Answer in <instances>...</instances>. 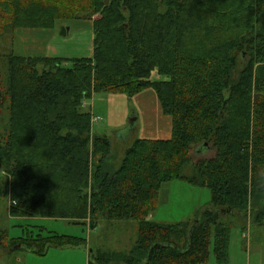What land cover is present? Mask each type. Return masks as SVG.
<instances>
[{
    "label": "trees",
    "instance_id": "trees-1",
    "mask_svg": "<svg viewBox=\"0 0 264 264\" xmlns=\"http://www.w3.org/2000/svg\"><path fill=\"white\" fill-rule=\"evenodd\" d=\"M75 19L93 22L91 57L0 52V112L9 111L0 198L15 217L93 229L100 219L137 221L128 251L89 249L88 264H208L212 250L226 263L233 226L264 224V0H0V33ZM149 88L172 137L120 142L113 163L112 141L94 133L84 101ZM176 179L210 189L211 203L186 222L151 220L162 186ZM44 232L13 243L40 256L88 245Z\"/></svg>",
    "mask_w": 264,
    "mask_h": 264
},
{
    "label": "rangeland",
    "instance_id": "rangeland-1",
    "mask_svg": "<svg viewBox=\"0 0 264 264\" xmlns=\"http://www.w3.org/2000/svg\"><path fill=\"white\" fill-rule=\"evenodd\" d=\"M16 29L13 32L0 33V52L5 53L14 49L18 54H24V42ZM33 32L29 44L28 54L50 55L55 54L67 58H86L92 55L93 26L88 19H75L67 22L59 21L54 28H37ZM66 33L63 34V31ZM34 37L36 38L35 40ZM14 44V45H13ZM13 45V46H12ZM57 51H54V50ZM33 52V53H32ZM7 61L0 57V80L7 82ZM153 78H157L153 74ZM92 104H94L92 106ZM87 110L93 107V112L99 114L98 131L108 135L112 141V162L118 161L122 155V140L136 137L146 139H167L171 136V118L163 114L160 120V103L154 89H146L131 97L124 93L100 92L92 99L84 101ZM92 110V109H91ZM93 116H98L94 115ZM9 124L7 104L0 112V135L5 134ZM199 151L209 153V149L200 148ZM203 153H199L202 155ZM212 200L210 189L192 186L183 180H172L165 183L159 195L156 209L150 219L161 223H178L191 220L194 215L207 207ZM0 198L1 202H5ZM2 215L0 214V218ZM6 219V218H5ZM7 239L4 247H14L15 239L25 236L28 231L45 229L44 234L56 232L88 239V249L105 251H128L136 241L138 223L136 220H105L100 219L93 229L89 225L74 224L66 219L46 218L41 216L16 217L9 221ZM61 249V248H60ZM45 255H37L26 248H15L10 252L0 251V261L9 264H78L72 254L54 252L49 249ZM48 250V251H49ZM208 264H264V224L252 225L243 229L233 226L230 241L229 258L226 263H220L211 252Z\"/></svg>",
    "mask_w": 264,
    "mask_h": 264
},
{
    "label": "crops",
    "instance_id": "crops-1",
    "mask_svg": "<svg viewBox=\"0 0 264 264\" xmlns=\"http://www.w3.org/2000/svg\"><path fill=\"white\" fill-rule=\"evenodd\" d=\"M92 26H93V22H92ZM22 29H23V31H18L19 32L18 34L19 35L21 34L20 36H21V39L24 42V46H25L24 49H23V51H24V54L23 55L39 56V57H49V56L50 57H63V56H58V55H55V54H53V55L50 54V55H45V56L39 55V54H37V55H35V54H28L27 52L30 51V50L28 49L29 44L27 43L26 39L27 40H31L32 39V34H34L33 32H36V31H39V30L38 29H30V28H22ZM35 39L36 38L34 37L33 40H35ZM93 39H94V32H93ZM93 47H94V45H93ZM54 51H57V50L55 49ZM92 52H93V50H92ZM92 55H93V53H92ZM91 56H89V57H91ZM63 58H67V57H63ZM156 96H157V94H156ZM157 98H158V96H157ZM159 103H160V101H159ZM93 105L94 104H92V106ZM160 106H161V104H160ZM91 109H90V111H91L92 114L100 116L99 114H95L93 112V107H91ZM163 114H164V112L162 110V107H160V115H159L160 116L159 117L160 120H163V118H164L163 117ZM165 120H169V119H165ZM165 120H163V121H165ZM169 121H170V125H171L170 131L172 133V118ZM97 126H98V123L97 122L93 123V131H94V133H101V132L98 131ZM128 137L129 138H127L125 140H122L123 144H125V143H127L129 141L130 135ZM171 137H172V134H171L170 138ZM142 139H146V138H142ZM167 139H169V138H167ZM3 199L5 200V198H3ZM0 214L2 215V217L0 218V229L6 230V228L8 226H4V225L9 224V221H12L13 222V220H15V218H16L9 211V201L7 199L3 203L1 202ZM19 245L20 244L14 246V247H12V246L11 247H4L3 246V247L0 248V251H2V252H10V251H12L15 248L16 249L17 248L20 249L21 248V245L20 246ZM89 249H88V247H74V248H61V249L60 248H52V250H54V252L55 251L56 252H65V253H68V254H72L73 257H76L75 259L78 261V264H88V261H89V258H90V250ZM48 252H50V250ZM0 264H9V263H6L4 261H0ZM68 264H73V263H70L69 262Z\"/></svg>",
    "mask_w": 264,
    "mask_h": 264
},
{
    "label": "built area",
    "instance_id": "built-area-1",
    "mask_svg": "<svg viewBox=\"0 0 264 264\" xmlns=\"http://www.w3.org/2000/svg\"><path fill=\"white\" fill-rule=\"evenodd\" d=\"M99 119H100L99 116H93L92 119H91L92 120V124L95 123L96 121H98Z\"/></svg>",
    "mask_w": 264,
    "mask_h": 264
},
{
    "label": "water",
    "instance_id": "water-1",
    "mask_svg": "<svg viewBox=\"0 0 264 264\" xmlns=\"http://www.w3.org/2000/svg\"><path fill=\"white\" fill-rule=\"evenodd\" d=\"M109 1H110V0H105V3H106V4H108V3H109ZM66 30H67V29H65V31H63V34H65V33H66ZM19 246H20V245H19Z\"/></svg>",
    "mask_w": 264,
    "mask_h": 264
}]
</instances>
